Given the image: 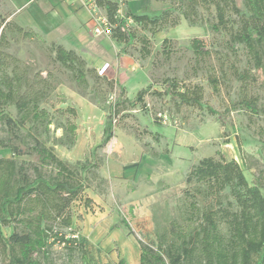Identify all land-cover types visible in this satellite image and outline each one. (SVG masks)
<instances>
[{
  "label": "rangeland",
  "instance_id": "rangeland-1",
  "mask_svg": "<svg viewBox=\"0 0 264 264\" xmlns=\"http://www.w3.org/2000/svg\"><path fill=\"white\" fill-rule=\"evenodd\" d=\"M13 3V0H11ZM9 0H0V14L8 20L11 17ZM27 0H14L19 9ZM120 2V16L130 8L134 13L156 15L170 7V1L157 2L146 0L150 4H129V0ZM244 0H235L244 10ZM87 3V1H86ZM18 5V6H17ZM44 3L27 10H20L16 22L28 29L33 27L45 34L51 28L67 29L77 25L73 16L43 12ZM14 7V5H12ZM94 22L103 25L107 18L104 9L93 7ZM21 9V8H20ZM238 18L231 15V25L236 28ZM215 12L200 9V17L195 25L182 19L180 24L151 35L132 20H126L127 26L137 38L124 46L111 37V48L116 56L126 54L129 65L125 76L129 79L122 83L115 81L113 89L105 82L106 90L96 100L91 99V88L95 79L87 76L88 87L80 86L75 74L56 60V52L50 40L43 36L24 39L17 34H8L7 51L21 61V67L29 78L41 75L48 78L53 89L47 99L40 104L52 117L49 131L28 123L19 130L27 143L33 138L39 140L67 163L74 164L84 160L93 148L103 141L106 117L110 104L119 95V86H124L127 96L134 99L142 88L152 86V90H162L164 78L175 77L184 84H199L204 87L202 107L177 108L168 97L149 95L145 97L146 108L138 105L129 108L117 117L113 139L98 150L100 168L89 174L90 188L84 198L73 202V225L70 229H61L68 238L75 237L84 245V249L70 251L64 245L49 248L50 264H117L124 258L127 264H135L140 258V242L157 248L159 235L169 233L172 221L186 225L187 194L195 193L199 184H187L190 170L202 159L217 156L237 160L251 185H257L264 194V113L250 118L244 110L237 109L224 115L227 108L240 98V82L232 75V69L240 71L251 69L253 80L249 92L257 95L264 109V74L252 69L247 50L243 45L233 43L230 32H215ZM50 37V36H49ZM139 37L150 40L151 55L141 58ZM194 38L203 41L210 56L197 59L191 42ZM169 40L171 55L163 53V42ZM54 43V42H53ZM56 43H54L55 45ZM57 45V44H56ZM110 53L112 54V51ZM88 67H90L88 65ZM215 70L220 76L227 74L219 95L213 93L207 81L208 73ZM131 84L135 87L132 88ZM105 97V99H103ZM72 108L75 114L66 112ZM212 108L215 113L211 114ZM5 113L14 120L18 115L14 105L7 106ZM76 125L74 142L66 132L67 123ZM0 141L9 139L7 128L0 122ZM14 157L11 151L0 146V158ZM18 163L28 175H32L35 156L26 154L17 157ZM205 190L206 186H200ZM197 193V192H196ZM200 211L207 205L214 208L236 205L229 190L221 194V204L205 194L197 193ZM91 198L94 205L85 207L84 199ZM212 201V202H211ZM198 223V220L196 221ZM225 232L227 226L221 225ZM6 235L13 228H5Z\"/></svg>",
  "mask_w": 264,
  "mask_h": 264
},
{
  "label": "trees",
  "instance_id": "trees-1",
  "mask_svg": "<svg viewBox=\"0 0 264 264\" xmlns=\"http://www.w3.org/2000/svg\"><path fill=\"white\" fill-rule=\"evenodd\" d=\"M155 1L163 3L167 0ZM169 1L170 7L156 15L138 14L128 8L120 16V2L117 0H96V5L106 12L111 37L124 46L137 38L126 24L128 19L156 35L178 26L182 19L195 25L200 9H214L216 23L212 29L230 32L233 43L243 45L247 50L252 69L264 74V0H244V10L236 5L235 0ZM232 14L238 18L235 29L231 25ZM8 34L30 40L40 37L32 29L0 14V122L4 123L12 140L10 144L0 141V146L8 148L14 156L0 158V264H50L46 260L53 245H64L70 251L84 249L77 238H68L61 229L72 227V204L82 200L90 188L89 174L100 168L98 150L113 139L117 117L138 105L146 108L145 97L149 95L168 97L177 108H200L205 90L202 85H188L178 78L167 77L162 82L161 91L148 86L131 99L126 88L119 86V95L109 106L102 143L84 160L70 164L39 140L33 138L32 143H27L25 136L19 133L28 123L42 127L46 132L50 130L52 117L46 109L40 108V104L47 99L53 85L41 75L29 78L21 61L7 51ZM138 41L142 45L141 58L146 59L151 55L150 40L139 37ZM169 43L167 39L163 42V53L167 57L172 53ZM52 44L56 60L75 74L80 86L88 87V75L95 79L90 91L92 100L106 91L102 82L109 90L113 89L116 82L101 75L96 68L88 67L87 61L77 52ZM191 45L197 59L210 56V50L205 49L200 39L194 38ZM232 75L241 84L240 98L226 109L224 115L237 109L244 110L250 118L264 113L259 97L249 92L253 80L251 69L240 71L234 67ZM226 77V73L220 76L215 70L208 73V85L214 94H220ZM101 101L96 100L97 103ZM10 105L16 108L17 120L5 113V108ZM66 112L76 113L72 108ZM209 112L215 113L212 108ZM66 132L74 142L76 125L73 122L67 123ZM26 154L35 156L31 176L17 160ZM186 181L189 185L199 184L195 193L187 194L189 222L180 225L172 221L169 233L159 235L156 249L140 242L139 264H264V194L260 187L249 183L239 162L228 161L221 153L204 158L190 170ZM203 185L205 190L200 188ZM226 190H229L236 210L232 203L229 207L220 205L217 209L211 203L200 211L197 193L221 204V194ZM84 205L91 207L94 201L85 198ZM222 223L227 226L225 232ZM10 227L13 232L6 235L4 229ZM117 264L127 263L120 258Z\"/></svg>",
  "mask_w": 264,
  "mask_h": 264
},
{
  "label": "crops",
  "instance_id": "crops-1",
  "mask_svg": "<svg viewBox=\"0 0 264 264\" xmlns=\"http://www.w3.org/2000/svg\"><path fill=\"white\" fill-rule=\"evenodd\" d=\"M137 1H140L145 6L150 4L146 0H129V4L134 6ZM42 2L45 4L43 12H46V14H54L56 17L68 14L73 16L77 25L70 26L67 29L57 30L51 28L45 34L40 33L33 27L28 28L50 40L51 43L54 42L57 45H61L67 50H74L87 61L90 67L96 68L101 75L117 82L119 80L121 84L129 79L125 76V71L130 66L128 56L126 54H118L116 58L113 57L114 50L111 48V38L107 35H96L94 33V27L96 26L94 13L96 9L88 5L86 0H27L19 9L16 8L13 0V3L11 1V5L9 4L12 10L11 17L16 21L20 10H27L35 5L39 7ZM110 48L112 54L110 53ZM131 85H133L131 86L132 88L135 87L134 84ZM135 264H139V259Z\"/></svg>",
  "mask_w": 264,
  "mask_h": 264
},
{
  "label": "built area",
  "instance_id": "built-area-1",
  "mask_svg": "<svg viewBox=\"0 0 264 264\" xmlns=\"http://www.w3.org/2000/svg\"><path fill=\"white\" fill-rule=\"evenodd\" d=\"M67 1H72V0H67ZM88 5H91L93 7H97L96 5V0H86ZM103 25H97L94 27V33L96 35H109V23L107 18H105L102 21Z\"/></svg>",
  "mask_w": 264,
  "mask_h": 264
}]
</instances>
